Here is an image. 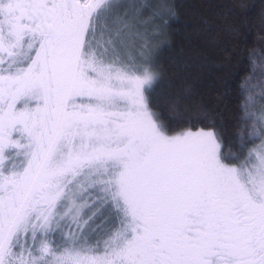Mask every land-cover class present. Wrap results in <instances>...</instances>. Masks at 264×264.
<instances>
[{"label":"snow or ice","instance_id":"snow-or-ice-1","mask_svg":"<svg viewBox=\"0 0 264 264\" xmlns=\"http://www.w3.org/2000/svg\"><path fill=\"white\" fill-rule=\"evenodd\" d=\"M145 11L154 36L178 20L168 0H0V264H264V56L224 150L214 122L153 107Z\"/></svg>","mask_w":264,"mask_h":264},{"label":"trees","instance_id":"trees-1","mask_svg":"<svg viewBox=\"0 0 264 264\" xmlns=\"http://www.w3.org/2000/svg\"><path fill=\"white\" fill-rule=\"evenodd\" d=\"M147 2L157 4L160 0ZM168 2L174 5L178 20L163 29L165 35L152 34L161 21L150 19L151 13L145 11L141 18L144 24L140 31L157 48L156 64L161 73L152 105L172 127L214 122L223 132L224 150L235 151L237 132L243 130L238 120V85L249 75L253 76L251 85L259 87L262 83L259 58L264 56V20L260 6L264 0H245L255 5L251 12L229 8L240 0ZM250 54L255 66L249 64ZM260 103L257 95V110ZM173 110L179 114L176 119L170 118Z\"/></svg>","mask_w":264,"mask_h":264}]
</instances>
